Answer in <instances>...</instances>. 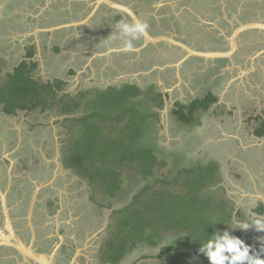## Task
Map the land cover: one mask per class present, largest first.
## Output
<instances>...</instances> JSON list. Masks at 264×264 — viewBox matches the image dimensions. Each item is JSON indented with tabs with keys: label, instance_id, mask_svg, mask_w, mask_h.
<instances>
[{
	"label": "flooded vegetation",
	"instance_id": "obj_1",
	"mask_svg": "<svg viewBox=\"0 0 264 264\" xmlns=\"http://www.w3.org/2000/svg\"><path fill=\"white\" fill-rule=\"evenodd\" d=\"M108 1L133 10L140 22L147 23V31L151 36L171 37L176 41L184 43L190 48L206 52L213 50H228L230 46V37L234 28L245 22L264 21V0H215L211 3L209 2L210 0ZM108 1L0 0V34L3 36L4 32H7V39L11 36H15L18 37V42L20 39L26 41L27 39L36 38L35 41L37 42H35V46L42 45L41 41L40 43L38 42L39 36L50 35L49 40L53 39L52 46L55 47L56 50L59 49L61 51L60 47L55 45L57 38L54 37H56L57 33L60 31L68 33L69 35L67 36L65 43L68 41V43L72 42V44L76 45V54L74 53V55H72L73 57H76L78 60L81 59V62H84L89 69L92 64L98 69L102 66H104L105 69H111L121 65V67H119L121 71L117 69L112 75L113 78H111V80H118L119 78L118 81H121V84H116V87H121L125 84H134L142 89V91H147L151 86H155L156 90L163 94L165 100L164 106L161 110H164L169 104V99L171 100V89L161 90L158 84H153L156 83V80L154 81V79L159 77L163 85L169 84L170 81L175 84V82L178 83L181 79L183 80L192 72L193 75H197L196 72L198 71L195 70L202 69L204 74H198L201 76V80L205 79V81H215V83H217L219 82L217 79L220 78V81L222 80L226 82L229 77L231 78L230 66L235 65L234 70L237 73L240 70L242 74L239 73L240 75L237 76L236 79L241 87L237 93L233 91L234 88L232 87L228 88L226 93L230 92L227 96L230 95L236 100L238 98V100L242 99L244 101L245 99L250 101L249 107H244V103H242V112H250L249 118L252 129L249 137L251 138V142H258L261 145L252 147H249L252 143L247 145L250 151L254 152L260 147V157L264 161V135L262 137L255 135V130L264 120V117L253 115L254 112H257L260 109L259 103H263L260 107L261 110H263V115L261 116H264V94L263 96L260 95L258 98L249 95L251 94L250 90L256 88V83L261 84L260 86L264 83V32L254 29L247 30L241 34L238 38L239 49L232 59L220 58L213 60L193 56L179 45H175L168 41L153 43L147 41L144 35L141 36L140 39L133 41L136 48L131 53L125 54L123 52H111L109 49L116 47L121 42L120 40L112 41L111 43L106 42L111 34L118 31L115 27L117 22H135L126 10L120 7L111 6ZM187 5L190 8H188ZM53 8L59 9V16L55 17L47 24L41 20L43 19L42 14L37 15L33 12L34 9H38L39 13L40 10L51 12L53 11ZM53 27L60 28L56 30H48ZM228 27H231V30H228ZM25 28L27 29L25 30ZM203 34L204 36H202ZM241 39L243 45H240ZM31 48L35 47H29L28 50L26 48V51H30ZM136 49H139V51H136ZM101 52H106L107 54L102 56L100 55ZM238 55L242 57H240L242 61L245 60V63L239 67H237L240 60L237 58ZM84 67L85 66H82L81 68L83 71H76L71 68L75 73H73V76L81 75V73L84 72ZM214 72L218 75H215V78ZM123 73L129 74L130 76L123 78L121 77ZM130 79L133 80L128 81ZM108 82L107 79L104 83ZM107 86H109V84L106 85V88H108ZM174 87L175 85H173L172 88ZM210 89L211 90L209 91H212L217 96L218 101L212 104L209 109L202 110V112H198L196 115L208 113L212 110L216 111V107L220 105L219 103L221 102L222 97L214 91L213 88ZM208 92L203 94L196 93L198 97H202L197 98L196 96L192 101L205 98ZM221 107L223 111H226L227 116H232V118H235L239 111V105L234 99L231 107H228L227 105L224 106L225 108H223V106ZM173 109L174 107L172 108V112ZM161 110H159L160 115ZM160 118V126L164 129L165 125L162 123V117ZM176 119L178 120V117H176ZM252 121H254V123ZM178 123L183 127V133L181 131V136L184 138L188 147L194 145L196 142L199 143L198 140L205 137L203 134L205 131L200 132L196 126H193V124L186 125L181 123L180 120H178ZM171 126L172 124H170V127ZM186 127L191 130V133H185ZM237 143L240 144V141L237 140ZM6 147L7 146L4 142H0V155L2 157H5V154L10 152ZM17 149L18 144L14 148V153L11 155L12 157H5V159L0 160L1 163L8 164V167L6 164H3V168L0 169V187L6 193L9 209L8 218L5 215L0 200V241L3 240V236L10 237V243L17 244L8 232V226L11 225L15 236L24 242L26 246L32 244V248L37 252L51 255L56 251V247L59 245L55 254L56 257L54 258V264H66L65 260H68L69 258V264H78L77 259L80 257L78 254L81 255V253H79L81 252L79 250L80 243L77 245L73 244L70 247L71 243L67 233L69 224L66 222L61 224L57 218L58 214L63 211L62 203L65 201L67 203L68 199H65L64 201V197L56 196L54 198L50 197L51 199L46 201L44 196H42V192L35 191L34 195L36 194L37 197L34 202L32 200L29 201V209L26 211L25 206L20 203L21 200L19 196L22 190L20 189V192L14 193L15 174H13V172L15 171L17 153H19V151H16ZM57 157L58 156L53 157L51 161V164L54 166L52 169L45 168L40 172L39 176L42 178V181H46H38V185L44 183L42 185L43 187L51 189L57 188L55 186V180L59 179L63 175V172L74 171L72 168L65 166L62 151L61 156L59 158ZM212 158L214 157L212 156ZM212 158L210 160H212ZM262 160H259L260 164H263ZM215 161L219 163V174L221 176V182L215 188L223 187L222 196L225 200L229 201V190H227L228 188L225 184L221 185L224 173L221 172L220 162L217 159H215ZM237 164H242V162H237ZM11 165L12 170H10V173L8 172V169ZM250 172L252 171L250 170ZM253 173L255 172L253 171ZM263 175L264 174H262L261 178L264 181ZM36 176L39 178L38 174ZM236 176L237 178H242L241 174H237ZM22 177L24 180H26V178L29 179L30 184H33L35 187L33 179L30 177L28 178L27 176H21V178ZM51 177L52 179L48 181ZM253 178L254 179L250 178L245 184L246 188L250 186H252V188L250 189L251 192L248 193L244 200L252 199L254 204L248 213H244L242 207H239L238 209L234 207L231 219L233 224H235L236 221L234 220L235 217L236 219L241 218V216L244 218L245 215V220L237 221L238 224H241V222L244 221L251 223V221L258 216L264 217V186H262L256 176H253ZM34 179H36V177ZM53 179L54 181L51 183ZM224 181H227L226 175L224 176ZM255 186L257 188L256 190ZM258 189H260L262 193H260ZM57 190L59 193V190L61 189L57 188ZM45 202L48 203L49 208L44 206ZM60 215L62 216V214ZM65 226L67 227L65 228ZM98 232H100V230ZM65 233L67 234L64 235ZM41 235H44V240ZM86 238L87 240L90 239L89 236H86ZM106 240L104 241L103 248H100V253L106 248ZM244 240H247L246 237ZM247 243L250 247L252 246L251 241L248 240ZM6 244L7 245H0V264H36L33 259H30L29 257L24 258L15 247L9 245L7 242ZM258 248H264V241L257 244V249ZM261 253L262 255L259 258L262 259L264 252Z\"/></svg>",
	"mask_w": 264,
	"mask_h": 264
},
{
	"label": "trees",
	"instance_id": "obj_2",
	"mask_svg": "<svg viewBox=\"0 0 264 264\" xmlns=\"http://www.w3.org/2000/svg\"><path fill=\"white\" fill-rule=\"evenodd\" d=\"M26 55L12 71L0 76L1 112L14 115L20 110L60 107L62 115L68 117L82 110L78 118L65 120L73 134L63 146L65 166L94 191H104L109 199L118 198L126 182H132L133 186L127 187L132 195L130 202L114 211L115 225L109 227L117 233L118 242L115 245L108 238L102 250L107 257H103L109 264H118L131 250L140 249L141 242L157 248L151 257L160 264H193L189 251L202 254L198 251L201 244L232 223L234 205L223 198V187L215 188L221 182L219 163L187 151L172 152L170 157L171 151L159 142L164 138L160 135L159 110L165 100L155 86L142 91L134 84H125L59 97L65 81L44 83L34 78L38 65L30 61L34 51ZM1 62H5L2 56ZM217 101L209 91L205 98L188 105L175 103L173 114L181 123L192 125L197 112ZM255 135H264V120ZM168 158L173 159L175 171L159 175L158 170L168 164ZM168 236L177 239L162 247L161 242Z\"/></svg>",
	"mask_w": 264,
	"mask_h": 264
},
{
	"label": "rangeland",
	"instance_id": "obj_3",
	"mask_svg": "<svg viewBox=\"0 0 264 264\" xmlns=\"http://www.w3.org/2000/svg\"><path fill=\"white\" fill-rule=\"evenodd\" d=\"M214 1L215 0H210L209 2L211 3ZM187 7L190 8L188 5ZM33 12L37 15L42 14L43 19L41 20L44 21L45 24L50 23L51 20L59 16V9L56 8H53L51 12L40 10L39 13L38 9H34ZM26 29L27 28H25V30ZM228 30H231V27H228ZM7 35V32H4L3 36L0 34V56H2L5 61L0 64L2 66L0 76L4 77L7 72L12 71V68L17 63L22 61L26 56V48L28 50L29 47H35L31 48V50L34 51V55L30 61L37 62L38 65L34 69L32 75L34 78L44 83H53L57 79L65 81V85L58 93L59 97L65 94L73 96L82 90L91 88L104 90L107 84H109L107 87L121 84V81H118L119 78L118 80H111V78H113L112 75L117 69L121 71L119 68L121 65L111 69H105V67L102 66L98 69L92 64L89 69L84 62H81V59L78 60L76 57H73L72 55H74V53L76 54V45L72 44V42L68 43V41L65 43L69 35L68 33L60 31L57 33L56 37H54L57 38L55 45H58L61 51L56 50L55 47L52 46L53 39L49 40L50 35H41L38 37V42L40 43L41 41L42 43L40 46L34 45L35 42H37L35 41L36 38L27 39L26 41L20 39L18 42V37L11 36L7 39ZM202 36H204V34ZM242 42L241 39L240 45H243ZM240 57V55L237 56L238 59H240ZM244 63L245 60L242 61L240 59L239 63L236 64L237 67H239ZM82 66H85L84 72H82L81 75L73 76L75 73L73 74L71 72V68L80 71ZM230 67L231 78L229 77L226 82L220 81V78L217 79V81H219L217 83H215V81H205V79L201 80V76L198 74H204L202 69L195 70L198 71L196 72L197 75H193L192 72L178 83L175 82V84L170 81L169 84L163 85L159 77L154 79L156 83L153 84H158L161 90L171 89V100L166 107V113L164 112L165 108L161 110L160 117H162V123L165 125V128L160 130V135L164 138H161L159 142L167 147L166 150L171 151V154H169L170 157L172 156V152L183 153L187 151L189 155L200 159H211L212 156L214 157L212 159H217L220 162L221 172L224 173L221 185L225 184L228 188L227 190H229V202L232 204L234 203L233 205L236 209L242 207L244 213H248L254 202L252 199L244 200L248 193L251 192L250 189L252 188V186L246 188L245 184L250 178L254 179L253 176H256L262 186H264V181L261 178L262 174H264V161L260 157V147L254 152L250 151L247 145L252 143L249 137L252 127L249 118L250 112H242V103H244V107H249L250 101L245 99L244 101L242 99L238 100V98L236 100L230 95L227 96V94L230 93H226L228 88H234L233 91L237 93L241 87L239 82L236 81L237 76L241 74L240 70L237 73L234 70L235 65ZM216 74L217 73L214 72V78L218 76ZM128 76L130 75L123 73L121 77L127 78ZM107 79L109 82L104 83ZM132 80L133 79H130L128 81ZM173 85H175L174 88H172ZM256 85V88L250 90L251 94L249 95L258 98L260 95L263 96L264 94V83L262 86L257 83ZM210 88H213L214 91L222 97L219 103L220 105L216 107V111L212 110L208 113H202L197 116V120L193 121V126H196L200 132L205 131L203 133L205 137H201L202 139L198 140L199 143L196 142L194 145L188 147L184 138L181 136L183 127L178 123L176 116L172 112V108L177 102L186 105L196 96L197 98H201L202 96L198 97L196 93L203 94L211 90ZM232 98L239 105V111L235 118L227 116L226 111H223L221 107L223 106V108H225L224 106L226 105L231 107L233 103ZM262 105L263 103H259L260 109L254 112L253 115L264 117L261 116L263 115V110H261L260 107ZM82 114V110H78L77 113L68 117L71 120L78 118ZM68 117L62 115L60 107H47L45 110L40 107L34 109L32 112L20 110L16 115H5L0 109V142H4L7 146L6 148L10 151L5 154L6 158L12 157L11 155L14 153V148L18 144V149L16 151H19V153H17L15 171L13 172V174H15L14 193L20 192V189L22 190L19 196L21 200L20 203L25 206L26 211L29 209V201L32 200L34 202L37 197L36 194L34 195L35 191L42 192V196H44L46 201L50 200V197L54 198L56 196L64 197V201L68 199L67 203L66 201L62 203L63 211L58 214L57 218L61 224L65 222L69 224L67 233L71 243L70 247L73 244L77 245L80 243L79 250L81 252L79 253H81V255L78 254L80 257L77 259V263L109 264V261L103 257L104 254L102 252L100 253V251L106 239L111 238L115 245L118 242L117 233H112V229H109V227L110 225H115V221L113 220L114 210L119 209L121 205L126 206L130 202L132 195L128 192L127 187L133 186L130 185L132 182H126L124 191H121L119 197L114 198L115 200L109 199L104 191H102V193L94 191L86 181L80 179L75 171L63 172V175L55 180L57 184H55V186L61 189L59 193L57 188L51 189L43 187L42 185L44 183L38 185V181H46H42V178L39 176L40 172L45 168L52 169L54 167L51 164L53 157L58 156L57 158H59L61 156L63 146L65 147L68 144L67 138L73 136V134L70 133L69 122L65 121ZM97 117H99V115H97ZM252 122L254 123V121ZM170 124H172L171 127ZM185 130V133H191L188 127H186ZM236 138L240 141V144L237 143ZM256 145L259 146L261 144L256 142L250 144L249 147ZM5 157L0 155V160L5 159ZM168 160V164L158 170L159 175H169L174 170L173 159L168 158ZM259 160H262L263 164H260ZM237 162H242V164L238 165ZM3 164L6 163H1L0 161V169L3 168ZM6 165L8 167V164ZM250 170L252 172H250ZM253 171L255 173H253ZM8 172H10V167ZM37 174L39 178L36 176ZM237 174H241L242 178H237ZM225 175L227 181H224ZM21 176H27L33 179L35 187L33 184H30L29 179L26 178V180H24ZM35 177L37 180L34 179ZM51 179L52 177L49 178L48 181ZM53 181L54 179L51 183H53ZM256 189L255 186V190ZM258 191L262 193L260 189H258ZM44 206L49 208L47 202L44 203ZM60 214H62V216ZM125 215L129 218L128 213H125ZM243 219L245 220V215L244 218L243 216L238 219L235 217V224H230L227 230H229L232 235L242 239L246 245H248V240L251 241L252 251L250 254H257L260 257L262 255L260 251L261 248L257 249V244L264 241V232H257L254 227L241 230L239 227L240 224H238L237 221H242ZM66 227L67 226H65V228ZM99 230L100 232H98ZM41 236L44 240V235ZM86 236H89L90 239L88 238L89 240H87ZM245 237L247 240H244ZM139 247L140 249L138 250H131L118 264H160L157 258L151 257V255L156 254L157 248H150L141 242L139 243ZM189 253L191 254L193 264H208L203 254H197V252L193 250H190ZM104 256L107 257V255ZM68 260H65L66 264H69Z\"/></svg>",
	"mask_w": 264,
	"mask_h": 264
},
{
	"label": "clouds",
	"instance_id": "obj_4",
	"mask_svg": "<svg viewBox=\"0 0 264 264\" xmlns=\"http://www.w3.org/2000/svg\"><path fill=\"white\" fill-rule=\"evenodd\" d=\"M115 27L117 32L110 35L107 43L120 40V44L109 49L111 52L131 53L136 45L133 41L140 39L147 31L148 25L144 22L126 23L118 21ZM106 52H101L100 55H106ZM241 230H247L254 227L257 232H264V217H256L251 223L244 221L239 225ZM175 236H168L162 242V247H168L175 242ZM199 253L207 259L208 264H264V259L259 258L257 254H250L252 251L249 245L232 235L229 230H216L205 240L199 248ZM264 252V248L260 249Z\"/></svg>",
	"mask_w": 264,
	"mask_h": 264
},
{
	"label": "water",
	"instance_id": "obj_5",
	"mask_svg": "<svg viewBox=\"0 0 264 264\" xmlns=\"http://www.w3.org/2000/svg\"><path fill=\"white\" fill-rule=\"evenodd\" d=\"M162 1H171V0H162ZM108 2H110L111 6L120 7V8H123L124 10H126L130 14V16L132 17V19L134 20L135 23L140 22L139 18L136 16L134 11L131 10L130 8L121 7L114 2L112 3L111 1H108ZM58 28H60V27H53V28L48 29V30H56ZM254 29H257L261 32H264V21L260 20V21H252V22L242 23L238 27L234 28L232 35L230 37V46H229L228 50H225V51L213 50V51H207V52L190 48L187 45H185L184 43L176 41L171 37H167V36L153 37L148 33V31H146L143 35L145 36L147 41H151L153 43H158L160 41H168V42H171L175 45H179V46L183 47L193 56H199V57H203L206 59L215 60V59H220V58L232 59L236 55V52L239 49V47H238L239 36L247 30H254ZM136 51H139V49H136ZM169 101H170V99H169ZM165 111H166V108H165L164 112ZM10 170H12V165L10 167ZM10 181H11V179H10ZM0 200H1V203L3 205V210L5 212V215L9 218L7 196L1 187H0ZM8 232L10 233L11 238L13 237V239L17 242V244L10 243V241H9L10 237H4L3 236V240L0 241V245H2V244L7 245L6 244V242H7L9 245L15 247L21 253V255L24 258L29 257L30 259H33L36 264H54V258L56 257L55 254L57 252V249L59 248V245L56 247V251L53 252V254L46 255L44 253H40V252H37L36 250H34L32 248V244L30 246H26V244H24V242H22L18 237L15 236V233L13 232L11 225L8 226Z\"/></svg>",
	"mask_w": 264,
	"mask_h": 264
}]
</instances>
